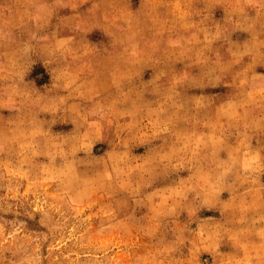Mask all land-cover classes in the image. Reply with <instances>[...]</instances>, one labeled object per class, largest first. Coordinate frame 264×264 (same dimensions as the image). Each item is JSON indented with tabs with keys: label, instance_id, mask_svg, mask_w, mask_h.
Returning a JSON list of instances; mask_svg holds the SVG:
<instances>
[{
	"label": "clouds",
	"instance_id": "1",
	"mask_svg": "<svg viewBox=\"0 0 264 264\" xmlns=\"http://www.w3.org/2000/svg\"><path fill=\"white\" fill-rule=\"evenodd\" d=\"M0 264H264V0H0Z\"/></svg>",
	"mask_w": 264,
	"mask_h": 264
}]
</instances>
